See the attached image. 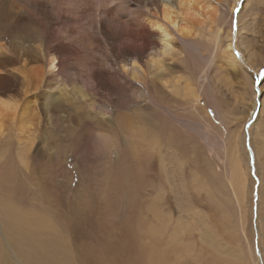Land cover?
<instances>
[{
  "label": "rangeland",
  "instance_id": "rangeland-1",
  "mask_svg": "<svg viewBox=\"0 0 264 264\" xmlns=\"http://www.w3.org/2000/svg\"><path fill=\"white\" fill-rule=\"evenodd\" d=\"M234 1L223 0L220 10L230 9ZM244 4L245 0H239L233 14L228 10L223 17L227 21L219 18L214 23V30L210 22H202L195 32L197 51L184 48L182 55L167 62L171 82L162 85L169 95L188 104L174 102L169 108L176 110L165 109L172 117L180 113L199 127L205 125L208 140L164 112L169 120L161 117L164 133L156 135L152 147L151 143L142 146L138 133L132 137L116 125L96 131L97 126L89 124L82 139L74 140L72 151L67 148L63 153L57 139L65 135V127L46 122L45 97L40 100V123L30 133L23 134L12 114L6 116L5 131L0 134V164L7 163L8 182L0 196L29 216L17 225L23 234L19 237L10 223L14 219L3 214L0 204L4 264L50 261L48 253L56 247L55 240H62L67 251H60L51 264H264V0H248L243 9ZM229 43L233 44L230 48L236 46L233 52L241 67L235 71L222 57ZM249 51L252 59L259 58L254 65L248 62ZM182 62L188 66L186 71L181 70ZM175 83L177 89L172 87ZM49 86L52 97L64 103L61 88L65 85L57 87L53 82ZM192 89L199 94L197 110ZM126 90L129 104H111L114 110L133 112L144 101L153 104L149 113L158 108L146 91H142L145 97L139 93L144 90L140 84ZM87 99L70 107L78 106L92 117L98 112L96 107L107 103L104 97ZM142 116L150 118L151 114ZM148 129L151 133L150 125ZM106 132L119 148L126 147L125 153L131 146L136 158L147 153L148 157L141 156L148 164L142 158L144 169L139 168L148 175L145 184L128 183L123 172L119 188L109 193L114 167L122 157L115 149L101 150L98 138ZM233 157L240 162L239 180ZM107 193L111 199H105ZM37 246L44 249L39 260L36 250L30 251Z\"/></svg>",
  "mask_w": 264,
  "mask_h": 264
},
{
  "label": "bare ground",
  "instance_id": "bare-ground-1",
  "mask_svg": "<svg viewBox=\"0 0 264 264\" xmlns=\"http://www.w3.org/2000/svg\"><path fill=\"white\" fill-rule=\"evenodd\" d=\"M238 1L235 0L234 4H229L230 9L222 8L221 11L219 5H222L223 0H0V134L5 131L4 122L8 114L16 118L15 122L23 134L27 131L30 133L31 127L40 123L42 111L40 100L45 97L46 122L54 123L55 126L63 124L65 127V135L62 139H57L58 144L60 143L59 152L65 153L63 150L67 148L71 150L75 144L74 140L82 139L89 124L96 125V131L101 127L113 129V125H116L118 129L132 134V137L138 133L137 135L144 142L142 146L151 143L150 147H152L156 142V135L164 133L165 123L161 117L169 120L165 113L170 115L168 110L170 112L176 110V107L169 108V106H172L174 102L180 106L188 104L169 95L164 89L162 83L166 86L171 82L167 62L182 55L184 48L197 51L195 32L199 25L207 21L211 24L210 29L214 30V23L219 18L224 20V23L226 12L230 10L232 15ZM247 5L248 0H245L243 9ZM243 12L242 10L240 15ZM241 44L245 46L243 38H241ZM232 45V43L227 45L222 52V57L225 58L228 68L235 71L241 67L233 52L236 46L230 48ZM252 58V51L251 53L249 51L248 62L254 65L259 58L255 60ZM182 63L181 70L186 71L188 66ZM53 82L57 84V87H61L62 83L65 85L61 88L64 90L62 99L64 103L59 98L52 97V93L49 92L51 89L49 84ZM133 84H140L144 90L139 93L145 97L142 91H146L149 100L158 108L149 113L148 108L153 104L150 101L148 103L144 101L145 105L142 104L140 109L133 112L120 113L118 108L114 110L115 106L111 104L116 107L121 103H124L122 106L129 104L126 99V88ZM172 87L177 89V83ZM47 91L48 96H46ZM191 92L196 103L194 109L197 110L199 94L195 89ZM100 97H104L107 103L101 104V108L96 107L98 112L95 116L90 117L84 114L78 106L70 107L76 103L81 104L80 102L84 99L94 101ZM190 104H192L191 101ZM74 107L79 113L73 111L74 109L70 111ZM143 113L151 114L150 118L142 116ZM174 113H172L173 117L170 115L174 118V122L185 128H191L199 135L205 136L207 140L210 138L205 125L199 127L191 119H185L180 113ZM149 125L152 127L151 133L148 129ZM55 126L52 125V127ZM110 137L109 132L100 135L98 142L101 150L111 152L115 149L122 157V161L120 160L114 167L112 175L115 176L111 179L109 193L113 192L115 187L119 188L123 172L126 181L134 185L136 183L137 186L144 179L148 180V175L141 173L142 169H139L144 163L148 164L149 160L143 158L147 153H140L141 158H136L132 146L127 154L124 152L126 147L119 148ZM133 144L136 148V144L134 142ZM122 152L125 154L123 155ZM142 158L146 162L142 163ZM233 163L234 175L239 180L241 178L240 162L238 159L236 162L233 157ZM6 164V162L0 164L1 191H5L4 186L8 182L7 170L4 168L7 167ZM88 171L90 172L89 169ZM90 177L92 179L93 176ZM68 180L71 181L70 176ZM106 196L111 199L108 193L105 199ZM0 204L3 214L14 219V223L8 220L18 230L17 225H21V218H27L29 215L23 214L7 202L3 195L0 196ZM158 207L156 205L157 209ZM30 221H32L31 218ZM17 233L19 237H23L19 230ZM63 244L65 243L62 240L61 243L55 240L56 247L48 253L52 255V258H49L50 261L45 259L39 261V264H51V261L57 260L55 257L59 256L60 251H67L66 246L62 247ZM30 251L36 252V260H39L40 253H44V249L40 246ZM146 251L144 250L145 253ZM128 255L133 253L130 252ZM0 264H4L1 256Z\"/></svg>",
  "mask_w": 264,
  "mask_h": 264
}]
</instances>
